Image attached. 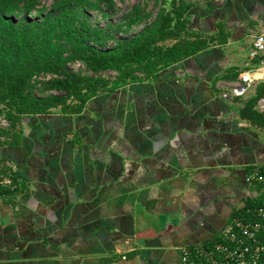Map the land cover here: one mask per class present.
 <instances>
[{"label":"crops","instance_id":"crops-1","mask_svg":"<svg viewBox=\"0 0 264 264\" xmlns=\"http://www.w3.org/2000/svg\"><path fill=\"white\" fill-rule=\"evenodd\" d=\"M189 1L188 28L215 43L79 112L23 116L0 144L20 184L0 195V264H182V246L263 199L245 176L264 134L239 112L256 85L221 92L246 69L264 80V55L248 57L264 0Z\"/></svg>","mask_w":264,"mask_h":264},{"label":"trees","instance_id":"trees-1","mask_svg":"<svg viewBox=\"0 0 264 264\" xmlns=\"http://www.w3.org/2000/svg\"><path fill=\"white\" fill-rule=\"evenodd\" d=\"M153 2L158 7L152 19L137 2L114 22L115 0H0V115L8 120L0 126V144H18L23 116L79 112L92 96L151 79L215 43L188 28L189 0ZM91 11L106 23L93 22ZM255 85L239 112L264 134V112L256 107L264 80ZM7 174L17 187L0 184L1 196L17 192L20 184L0 159V179Z\"/></svg>","mask_w":264,"mask_h":264},{"label":"built area","instance_id":"built-area-1","mask_svg":"<svg viewBox=\"0 0 264 264\" xmlns=\"http://www.w3.org/2000/svg\"><path fill=\"white\" fill-rule=\"evenodd\" d=\"M263 55L264 24L253 36L248 57H261L262 62ZM76 65L80 63L77 62ZM259 78L260 75L253 71L243 70L237 79L221 92V96L225 99L246 96ZM256 107L264 112V95L258 98ZM7 124L8 120L0 115V126ZM245 180L262 189L263 201L242 207V211L233 215L210 242L182 246V264H264V162L254 164L246 174ZM0 184L12 189L17 187V182L13 181L9 174L0 179Z\"/></svg>","mask_w":264,"mask_h":264},{"label":"rangeland","instance_id":"rangeland-1","mask_svg":"<svg viewBox=\"0 0 264 264\" xmlns=\"http://www.w3.org/2000/svg\"><path fill=\"white\" fill-rule=\"evenodd\" d=\"M39 1L40 3L48 5L50 4L52 0H39ZM137 2H140L143 6H145V10H148L151 12V15L149 16L148 20L152 19L158 7V3L154 4L153 0H115V8L111 12V16H110L112 21L118 22L122 14L128 11ZM91 20L101 25H104L107 21L106 18H102L100 14L96 11H91ZM118 35L122 36L124 35V32L121 31ZM74 66L77 67L79 65L75 64Z\"/></svg>","mask_w":264,"mask_h":264}]
</instances>
